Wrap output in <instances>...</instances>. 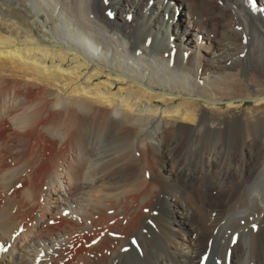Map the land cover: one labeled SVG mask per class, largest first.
I'll list each match as a JSON object with an SVG mask.
<instances>
[{"label": "bare ground", "instance_id": "obj_1", "mask_svg": "<svg viewBox=\"0 0 264 264\" xmlns=\"http://www.w3.org/2000/svg\"><path fill=\"white\" fill-rule=\"evenodd\" d=\"M0 248L264 264V0H0Z\"/></svg>", "mask_w": 264, "mask_h": 264}, {"label": "rangeland", "instance_id": "obj_2", "mask_svg": "<svg viewBox=\"0 0 264 264\" xmlns=\"http://www.w3.org/2000/svg\"><path fill=\"white\" fill-rule=\"evenodd\" d=\"M249 104H251V102H247V105ZM137 154L139 155V153ZM135 156L136 155L134 154L133 158L138 160L136 163L137 165L135 166L137 173H140L141 175H143L146 173V171L148 172L150 171L151 174L154 173V175L157 177H160L164 174L163 169L161 168V166L163 164H166V161H167L164 156H161L159 154H156L155 156L152 154L148 155L149 158H147V162H148L147 165L142 160L139 159L140 156H136V157Z\"/></svg>", "mask_w": 264, "mask_h": 264}, {"label": "snow or ice", "instance_id": "obj_3", "mask_svg": "<svg viewBox=\"0 0 264 264\" xmlns=\"http://www.w3.org/2000/svg\"><path fill=\"white\" fill-rule=\"evenodd\" d=\"M0 250H5V249H3V248H0Z\"/></svg>", "mask_w": 264, "mask_h": 264}]
</instances>
